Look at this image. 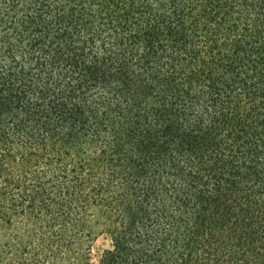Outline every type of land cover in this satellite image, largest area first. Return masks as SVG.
Here are the masks:
<instances>
[{"label": "trees", "instance_id": "obj_1", "mask_svg": "<svg viewBox=\"0 0 264 264\" xmlns=\"http://www.w3.org/2000/svg\"><path fill=\"white\" fill-rule=\"evenodd\" d=\"M0 264H264V0H0Z\"/></svg>", "mask_w": 264, "mask_h": 264}, {"label": "rangeland", "instance_id": "obj_2", "mask_svg": "<svg viewBox=\"0 0 264 264\" xmlns=\"http://www.w3.org/2000/svg\"><path fill=\"white\" fill-rule=\"evenodd\" d=\"M109 246V241L107 238L105 237H101L99 239H97L95 241V243L93 244V250L96 251H101L104 249H107Z\"/></svg>", "mask_w": 264, "mask_h": 264}]
</instances>
